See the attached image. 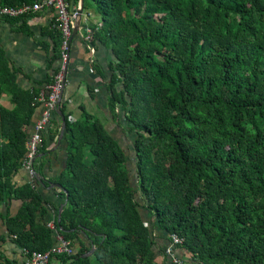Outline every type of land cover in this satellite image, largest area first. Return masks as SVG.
<instances>
[{
	"label": "trees",
	"instance_id": "1",
	"mask_svg": "<svg viewBox=\"0 0 264 264\" xmlns=\"http://www.w3.org/2000/svg\"><path fill=\"white\" fill-rule=\"evenodd\" d=\"M35 1L0 0V6ZM66 1L75 11L78 0ZM89 5L100 21L89 24L88 42L113 54L108 106L112 114L118 106L133 134L134 177L104 124L83 105L68 120L61 98L66 162L48 182L67 192L53 226L74 252L51 254L50 261L169 264L156 255L164 250L156 245L157 228L182 238L176 248L195 264H264V0H84L83 10ZM31 15L3 18L24 28ZM49 35L52 58L60 60L54 18ZM39 94L17 85L0 50V98L10 103H0V205L21 201L14 215L0 210V219L29 252L50 251L56 242L37 181H11L27 152ZM47 128L55 140L60 123L50 119ZM41 152L48 153L43 134ZM40 158L33 160L36 172ZM0 264L24 263L0 257Z\"/></svg>",
	"mask_w": 264,
	"mask_h": 264
},
{
	"label": "crops",
	"instance_id": "2",
	"mask_svg": "<svg viewBox=\"0 0 264 264\" xmlns=\"http://www.w3.org/2000/svg\"><path fill=\"white\" fill-rule=\"evenodd\" d=\"M94 11L91 5H89L87 10H83L80 31L73 37L70 43L66 82L62 98L66 101L67 111L70 112L69 115L73 119L79 117L81 106L83 105L87 111L95 115L104 124L105 128L116 140L117 132L121 137L123 133V137L128 138L133 136V134L126 129L123 113L117 106L114 114H112L108 106L109 91L107 90V81L110 74L108 64L113 60V54L98 41H96L93 47L94 52L90 53L85 48V42L81 38V34L85 32L87 25L89 26L92 23L98 24L100 21L97 13H93ZM52 20V12L49 9H43L28 16L25 20L24 28L20 26L21 21H13L0 17V50L8 60L9 67L15 73L17 85L24 90L39 89L41 91L48 85V81L51 80L60 65L59 59L52 58L55 52L53 39L49 35L52 30ZM90 59L93 61L91 62ZM95 68L101 69L103 77ZM0 103L10 106L8 98L5 95L0 98ZM42 109L43 106L39 105L32 116L28 138L31 137L34 131V125L39 120ZM50 119L59 122L61 126L60 116L55 111L51 113ZM48 129L43 131L48 153H38L37 157L41 158L36 161V166H40V171L35 172L40 175L41 180H38L35 175L31 177L28 170L22 166L15 172L11 181L16 186L27 182L31 183L32 181L36 184L35 181H37L36 190L43 200H45L46 220L48 223H53L57 209L63 202V198L58 193L59 188L50 187L48 181L58 177L65 168L66 144L61 140L59 145H56L58 135L55 140H49ZM113 131L115 132L113 133ZM127 162L128 160L126 161V165L130 175L134 177V160H132V167H129ZM20 205V200L10 199L7 203L0 205V210L3 215H14ZM141 212L145 224L150 225V214L145 209H141ZM154 235L157 237L155 239L158 248H165L169 244V238L165 237L157 228H154ZM176 252L179 256L183 257L184 252L179 250H176ZM162 253L160 254V251L156 252L158 259L162 257ZM0 257L9 258L24 264L27 261V257L22 252L21 247L17 246L8 235L3 219H0ZM183 259L185 264H195L188 261L187 254L184 255ZM50 264L61 263L57 259H52Z\"/></svg>",
	"mask_w": 264,
	"mask_h": 264
},
{
	"label": "built area",
	"instance_id": "3",
	"mask_svg": "<svg viewBox=\"0 0 264 264\" xmlns=\"http://www.w3.org/2000/svg\"><path fill=\"white\" fill-rule=\"evenodd\" d=\"M43 9H49L52 12V16L56 22L57 28L60 30L62 35L61 43V59L60 69L53 76V83L47 85L45 88L49 89V94L44 97V88L40 91L37 98L43 106L39 120L34 125V131L27 143L28 149L24 156L22 166L28 170L31 177H34L35 170L33 168V160L36 157L37 149L42 140L43 131L47 128L50 120V115L53 111L58 108L59 97L62 89V78L64 65L67 57L69 58V39L71 37L72 24L75 15V11H71L68 8L66 0H37L32 3H23L19 6H0V17H21L26 14H33ZM92 29L90 26H86L85 32L81 34V38L85 42V48L90 52H94V46L88 41L91 38ZM92 58V56H91ZM92 62L93 60L90 59ZM68 120L73 121L74 119L69 115ZM48 226L55 231V244L52 246L50 251L29 252L26 249H22V252L27 257L26 264H49L51 254L66 253L72 254L73 247L70 245L69 240L64 239L58 232H56L53 223H48ZM182 243V238L176 234L169 236V244L163 250L162 257L168 259L169 264H185L183 257L179 256L176 252L177 245Z\"/></svg>",
	"mask_w": 264,
	"mask_h": 264
},
{
	"label": "water",
	"instance_id": "4",
	"mask_svg": "<svg viewBox=\"0 0 264 264\" xmlns=\"http://www.w3.org/2000/svg\"><path fill=\"white\" fill-rule=\"evenodd\" d=\"M83 5H84V0H78L77 6L75 8V15H74L73 24H72V31H71L72 33H71V37L69 39L68 46L70 45L73 37L76 34H78L80 31V22H81V17H82V13H83ZM68 53H69V51H68ZM68 60H69V58L67 57V59L65 61V65H64L63 78H62V89L60 92L59 104H60V101L62 98V93H63L64 85L66 82V72H67ZM55 112L60 116V119H61L60 131H59L57 141H56V145H59V143L62 140L63 135H64V129H65L66 121H65V116H64L63 112L60 110L59 105H58V108L55 110ZM27 148H28V146H27ZM35 177H37L38 180H41V177L39 174L35 173ZM50 187L60 188L65 193V198H64L63 202L59 205L58 210H57V217H58V221H59V217H60V214L62 212V209H63L64 205L67 203V192L57 182L50 183ZM93 251H94V247L92 246L88 252H86L82 255V257L90 256L93 253Z\"/></svg>",
	"mask_w": 264,
	"mask_h": 264
},
{
	"label": "rangeland",
	"instance_id": "5",
	"mask_svg": "<svg viewBox=\"0 0 264 264\" xmlns=\"http://www.w3.org/2000/svg\"><path fill=\"white\" fill-rule=\"evenodd\" d=\"M91 7L93 8V11H94V6L93 5H91ZM93 13H95V11L93 12ZM96 14V13H95ZM59 71V69L58 70H56L55 71V73L53 74V76H55V74L57 73ZM45 88V87H44ZM61 102V101H60ZM59 107H60V104H59ZM94 112H96V111H94ZM97 113V112H96ZM69 116V115H68ZM96 116H98V115H96ZM115 131H113V133H114ZM124 136V134L122 133V137L120 136V134L117 132L116 133V138H117V140H118V142H119V144H121V146L124 148V152H126V156H127V160H128V162H127V164H128V166L129 167H132L133 166V163H132V160H134V158H133V152H132V148H131V140H132V136L131 137H128V138H124L123 137ZM29 139L30 138H28L27 139V142H26V147H27V143H28V141H29ZM28 149V148H27ZM36 156H37V154H36ZM183 257H184V254L182 255Z\"/></svg>",
	"mask_w": 264,
	"mask_h": 264
}]
</instances>
